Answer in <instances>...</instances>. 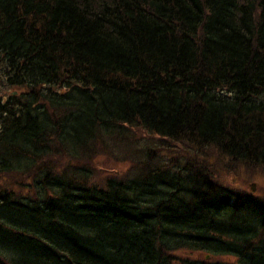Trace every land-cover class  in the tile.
Returning <instances> with one entry per match:
<instances>
[{
  "label": "trees",
  "instance_id": "1",
  "mask_svg": "<svg viewBox=\"0 0 264 264\" xmlns=\"http://www.w3.org/2000/svg\"><path fill=\"white\" fill-rule=\"evenodd\" d=\"M7 90L0 264H264V193L128 135L264 172V0H0Z\"/></svg>",
  "mask_w": 264,
  "mask_h": 264
},
{
  "label": "rangeland",
  "instance_id": "2",
  "mask_svg": "<svg viewBox=\"0 0 264 264\" xmlns=\"http://www.w3.org/2000/svg\"><path fill=\"white\" fill-rule=\"evenodd\" d=\"M9 90L5 91L6 95H8ZM146 132L142 129L131 131V133H128L129 136L133 137L134 143L133 147H136V152L142 157L145 158L147 152H150L153 156V150L157 155H154L156 158H160L161 161H168L171 156L172 157L170 164L174 163V159H177L176 156H179L181 158H189L191 159L194 157L197 160L202 161L210 171H214L213 174L215 175V178L222 183L229 184L234 188L243 189L247 192L256 193V194H262L264 193V172L261 170H256L253 167H249L246 163H239V162H231L226 160L225 158H221V155L218 153L219 162L216 160H213L212 157H209L211 155L212 147H205L201 149L194 148L192 146L183 144L179 140H173V142H169L166 139H164L163 136H157L154 134L149 133L145 134ZM149 147L152 149L150 150ZM200 154H196L199 153ZM117 153L119 154H126L127 149L121 145L118 146ZM160 155V156H159ZM107 154H101L98 155L95 159V162L98 164H102L107 162L109 157ZM209 160L212 161L209 164ZM109 164L113 165L114 161L108 162ZM115 167L118 169V166L115 165ZM95 173H102L103 170L100 169V167L94 168ZM117 172V171H116ZM118 173V172H117ZM21 178V177H20ZM18 178V179H20ZM27 178H24V181ZM255 183V190L254 192H251V184ZM180 255H193V256H199L202 259H211V258H220L224 260L232 261L234 260L233 256L230 255H221L212 257L207 252H199L194 253L190 251H181L178 252Z\"/></svg>",
  "mask_w": 264,
  "mask_h": 264
},
{
  "label": "water",
  "instance_id": "3",
  "mask_svg": "<svg viewBox=\"0 0 264 264\" xmlns=\"http://www.w3.org/2000/svg\"><path fill=\"white\" fill-rule=\"evenodd\" d=\"M14 93H15V92H14ZM254 186H255V183H252V184H251V192H254V190H255Z\"/></svg>",
  "mask_w": 264,
  "mask_h": 264
},
{
  "label": "flooded vegetation",
  "instance_id": "4",
  "mask_svg": "<svg viewBox=\"0 0 264 264\" xmlns=\"http://www.w3.org/2000/svg\"><path fill=\"white\" fill-rule=\"evenodd\" d=\"M0 99H1L0 102H2L4 101L5 98L3 96H0Z\"/></svg>",
  "mask_w": 264,
  "mask_h": 264
}]
</instances>
